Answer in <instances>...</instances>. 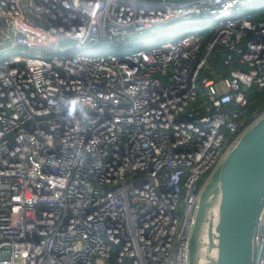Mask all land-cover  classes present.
Wrapping results in <instances>:
<instances>
[{
	"label": "built area",
	"instance_id": "2783aa9c",
	"mask_svg": "<svg viewBox=\"0 0 264 264\" xmlns=\"http://www.w3.org/2000/svg\"><path fill=\"white\" fill-rule=\"evenodd\" d=\"M263 116L264 0H0V264H191L201 188Z\"/></svg>",
	"mask_w": 264,
	"mask_h": 264
},
{
	"label": "water",
	"instance_id": "95a60500",
	"mask_svg": "<svg viewBox=\"0 0 264 264\" xmlns=\"http://www.w3.org/2000/svg\"><path fill=\"white\" fill-rule=\"evenodd\" d=\"M157 8L194 0H132ZM212 200L198 226L194 264H254L255 236L264 211V116L224 158Z\"/></svg>",
	"mask_w": 264,
	"mask_h": 264
},
{
	"label": "rangeland",
	"instance_id": "374dc122",
	"mask_svg": "<svg viewBox=\"0 0 264 264\" xmlns=\"http://www.w3.org/2000/svg\"><path fill=\"white\" fill-rule=\"evenodd\" d=\"M252 7V6H249ZM254 8V7H252ZM202 23H196L193 21H187V22H182L178 23L175 25V27L172 30L164 31V32H159L157 34H152L150 30L145 31L143 35H134L133 36V46H148V45H153V44H158V43H165L172 41L176 37L182 35V34H196L200 29L203 27ZM156 30V29H155ZM118 48L113 47V45L110 44H100V45H95L93 50L91 52H117ZM73 53V52H72ZM70 54V53H68ZM218 177V172L215 174L213 177V182H216ZM215 185V184H214ZM211 190L212 193H215L216 190L214 188ZM203 217V212L200 211L197 215V220L198 222L195 224L192 230V242H191V264H194V245H195V239H196V234H197V229L198 226L202 220ZM263 227L260 228L255 236V246H254V259L255 256L257 255V251L259 248V237L263 233Z\"/></svg>",
	"mask_w": 264,
	"mask_h": 264
},
{
	"label": "flooded vegetation",
	"instance_id": "af4514ba",
	"mask_svg": "<svg viewBox=\"0 0 264 264\" xmlns=\"http://www.w3.org/2000/svg\"><path fill=\"white\" fill-rule=\"evenodd\" d=\"M215 182L212 183H206L200 191V195H199V200H198V210H197V215L200 211L205 212L207 206H208V202L212 200V195L213 193L211 192L213 185ZM198 222V220L196 219V223Z\"/></svg>",
	"mask_w": 264,
	"mask_h": 264
},
{
	"label": "clouds",
	"instance_id": "9594fccd",
	"mask_svg": "<svg viewBox=\"0 0 264 264\" xmlns=\"http://www.w3.org/2000/svg\"><path fill=\"white\" fill-rule=\"evenodd\" d=\"M64 108L66 109V115L68 118L75 116L77 112H79L84 117L88 116L84 105L76 98L66 99L64 101Z\"/></svg>",
	"mask_w": 264,
	"mask_h": 264
},
{
	"label": "trees",
	"instance_id": "16d2710c",
	"mask_svg": "<svg viewBox=\"0 0 264 264\" xmlns=\"http://www.w3.org/2000/svg\"><path fill=\"white\" fill-rule=\"evenodd\" d=\"M254 96V100L250 101V104L247 108L248 112H252L253 110H255L257 107L261 106V104L263 103V93H258L255 92L253 93Z\"/></svg>",
	"mask_w": 264,
	"mask_h": 264
}]
</instances>
